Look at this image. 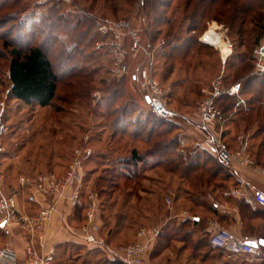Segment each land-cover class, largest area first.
<instances>
[{
	"label": "rangeland",
	"instance_id": "1",
	"mask_svg": "<svg viewBox=\"0 0 264 264\" xmlns=\"http://www.w3.org/2000/svg\"><path fill=\"white\" fill-rule=\"evenodd\" d=\"M53 1L42 4L40 0H9L8 7L0 11V20L11 14L15 15L18 20L9 22L4 30L9 35L0 37V173L3 175L2 185L6 181L5 184L12 187L16 182L15 179H20L25 171H28L30 178L43 174L64 176L74 164L78 151L84 153L87 150H96L84 160V167L88 159L93 160L87 168L89 175L87 179L85 178V192L92 190L99 194L101 205L99 234L108 244L118 247L135 243L139 240L138 235L141 229L158 228L170 216L172 220L167 225L171 226L168 230L166 229L167 233H173L172 228L175 229V233L196 232L192 223L197 217L206 218L203 219L197 233H210L213 222L220 223L218 220H208L213 219L209 214L210 210L221 211L213 205V201L222 204L224 210L229 212L237 206L233 204L232 198L223 196L224 191L234 185V180L225 181L223 174L213 180L206 176L204 177L205 182L197 181L198 183L193 188L183 182L180 175L169 173L164 168H154L153 164L158 158L146 159L144 166L141 165L137 169V174H139L137 177L134 174H127V176L124 168H114L115 161L119 158L125 160L135 149L145 153L152 144L133 142L130 138L121 139L119 137L116 141L113 140V134L109 128L110 121L104 118V108L101 105L98 107V104H103L107 90L113 82L128 77L126 95L124 99H121L122 103L131 102V99L136 100L141 105L134 118L140 117L144 119L143 121L150 117L153 119L149 107L143 104V94L139 91V82L134 80V76L140 67L148 65L150 55L155 54L156 79L163 88L167 89L169 104L179 112L178 119L181 120L178 121L179 128L166 136L165 140L169 141L176 136L187 137L190 141L181 148L191 152L193 144L203 139L197 123L200 106L212 96L216 95L217 104L220 98L228 96L234 98L236 104L226 115L227 122L222 130L224 138L236 146L238 137L248 134L252 135V138L254 136L250 140V149L254 151V149L262 148V162H264V89L262 88L263 94L259 95V100L252 104L249 101L254 95L253 93L249 95V91L245 90V83L249 77L264 76V36L259 43L255 44L260 33V29L256 28L255 20H258L259 16L256 15L258 17L255 16L253 21L251 15L244 25L232 28L231 20L227 16L222 18L214 12L211 16L203 18L205 5L201 10L202 14L196 15L194 6L187 9L186 0H163L169 4L160 8L167 19V24L150 27V22H153L156 16L154 12L150 14V10L143 9V0H129L128 4L123 3V0H111L108 4H105L104 0H56L61 1L62 5H58L60 12L65 18H70L67 15L72 16L71 20H75V17L79 15L75 12L79 10L76 8L77 4L103 17L99 22L104 19L130 20L139 30L142 44L147 52L132 53L127 42L128 54L125 64L129 67L128 73L118 75L114 71L116 67L108 50L104 46H99L101 43H107L109 37L101 36L103 40L85 47L82 57L75 62L79 63L78 70L85 71L82 77L70 80L61 78L57 99L52 106L46 108L36 105L25 106L10 95L11 57L10 50L3 47V41L13 39L16 32L12 34L8 29L16 23L15 27L20 30L18 23L25 18L30 21L29 23L35 21L34 23L38 24L39 16L49 11L54 5ZM230 7L232 6L221 8L230 11ZM32 12L38 13V21L31 18ZM194 20L201 23L197 30L190 31L189 28ZM214 25L217 26L216 31L223 35L226 44L217 37L219 40L217 45H220L224 51H227V48L231 49V51L228 50L229 55L226 60L221 49L202 42L203 36ZM28 29L29 27H26L25 30ZM62 38L66 41L63 34ZM190 39L191 43L182 47L184 42ZM49 43L51 42L49 41L43 47L49 54L55 71L63 76L66 69L58 64L56 57L60 44L52 46L54 50L51 52ZM168 43H178L182 47L174 52L170 60L162 57L171 47ZM238 55L246 58L245 64L250 66L251 70L246 66L245 69H239L240 66L234 67L237 61L235 58ZM168 69L172 72L169 73ZM166 73L167 78L163 79ZM87 75H91V78ZM255 87L258 88L253 84V88ZM256 96L258 98L257 94ZM223 103L226 102L221 101V105ZM118 106L121 105L116 107ZM249 108L252 111H248ZM134 129V126L130 128V134ZM161 129L164 128L159 130ZM107 151H109L107 160L99 158ZM197 152L198 155L202 154L200 150ZM58 163L66 167L64 170L68 168L64 174L56 172L55 168ZM209 165L214 166V162ZM131 173H134L133 169ZM174 175L176 178L173 177ZM225 185L228 187L224 190L218 188ZM2 193L5 196L10 194L5 193V190H2ZM169 197L172 200L170 204L167 201ZM185 214H187L189 224L181 227L182 219L186 217ZM82 222L81 220L80 225ZM119 228H124L120 229L121 233L117 231ZM254 232L260 236L263 235L264 222H256ZM0 237L1 249L5 247V238L2 235ZM83 243L86 247L79 246L75 254H70V257L82 254L86 262L108 264L103 249H93V247L91 249L84 241ZM204 244H206L205 241Z\"/></svg>",
	"mask_w": 264,
	"mask_h": 264
},
{
	"label": "trees",
	"instance_id": "2",
	"mask_svg": "<svg viewBox=\"0 0 264 264\" xmlns=\"http://www.w3.org/2000/svg\"><path fill=\"white\" fill-rule=\"evenodd\" d=\"M8 1L9 0H0V11L5 10L8 7ZM109 1L111 0H104L105 4L110 3ZM128 1L129 0H123V3L125 2L128 4ZM186 1L187 9L194 6L196 15L202 14L201 10L205 5L206 8L202 16L203 18L208 17V15L211 16L214 12L218 13V16L222 18L227 16V18L231 20L230 24L232 28L241 27L242 24L244 25L251 15L252 20L254 21V17L258 15L259 17L256 16L258 17V20H255V25L256 28L260 29V33L255 40V44L259 43V40L264 36V0ZM53 4L54 5L50 7L47 13H42V15L39 16L40 19H38V13L32 12L30 14L31 18L33 17L35 20H39H37L39 22L38 24L34 23L35 21L33 23H29L30 21L26 18L18 23L20 30H17L15 27L17 26L16 23L13 24V26L8 30L12 32V34L13 32H16V35L10 41H3V47L10 50L11 57L9 73V79L11 81L10 95L13 99L25 106L36 105L40 108L52 106L54 101L57 99L61 78H63V80H70L73 78L76 79L82 77L85 73V71L82 72L81 70H78L77 66L79 63H75L82 57V53L85 50L84 48L93 43L97 44L99 41H102L103 39L100 38L101 36L105 38L99 32V21L103 17L101 18V16L94 14L91 10L89 11V9L83 7L81 4L79 5L75 3V5L77 4L76 8L79 9L75 10V12L79 15L75 17L76 21L71 20L70 18L72 16L67 15L70 18H65L63 13L60 12L58 5H62L61 1L54 0ZM168 5V2L163 0H143V9L150 10V14L154 12L156 16L153 22H150V27H154L155 25L157 26L158 24H167V19L165 18L164 13L160 11V8ZM228 6H232L230 7V11L221 8H227ZM15 19L16 16L11 14L5 19L0 20V37L9 35V33L4 32V30L9 22L18 21ZM70 22L72 24H70ZM200 23V21L194 20L193 25L189 28V30H197ZM26 27H29V29L25 30ZM62 34L64 35L66 41L62 38ZM38 40L40 42H38ZM49 41L51 42L49 43L51 44L50 50L57 44H60V50L56 57L58 64L66 69V71L63 72V76H60L55 71L54 64L49 57V54L43 47L46 43L48 44ZM190 43L191 39L186 40L182 47L188 46ZM170 44L171 43H168V46H170ZM174 44H171L169 51L163 54V58L166 57L170 60L173 57L174 52L182 48L178 43ZM53 50L54 49H52L51 52ZM235 59L237 61L234 67L240 66L239 69H245L246 66L249 70H251V67L245 64V57L238 55ZM168 72L171 73L172 71L168 69ZM87 77L91 78V75H87ZM163 77V79H165V77L167 78V73ZM127 79L126 77H123L122 79L113 82L107 90V96L103 99V104H98V107L101 105L102 108H104V118L110 121L109 128L112 131V137L124 136L130 138L131 140L139 141L145 144H152V146L145 153H141L140 150L135 149L131 152L130 157L125 160L119 158L117 160L119 162L115 161L116 166L114 168L122 167L126 170V175L134 174L137 177V175H139L137 174V169L141 165L144 166L146 159L158 158V160L153 164V167L164 168L169 173L180 175L182 181L186 182L193 188H195L196 183H198L197 181H204V177L208 176L213 180L220 174L225 176V181L227 179L232 181L234 180V185L236 184V180L232 172L207 152L202 151V154L200 155H198L197 152L194 156L185 157L178 154V149L182 147L181 137H172L169 141L168 139H164L174 130L179 128L178 121H181L180 119L167 120L157 116L150 109V115L153 116V119L151 117L145 121H143L144 119H141L140 117L135 119L134 115L139 110L141 103L139 105L136 100L132 99L131 102L126 101V103H122L121 101V99H124L126 95ZM253 84H255L258 88H253ZM262 88L264 89V76H255L253 78L249 77L246 80L245 90L249 91V95L251 93L254 95L251 101H249L250 104L259 100V95L263 94ZM247 93L248 92H246V94ZM256 94L258 95V98ZM142 101L144 104L145 100L143 97ZM221 101L226 103L221 105ZM235 101L236 100H234V98H230L228 96L222 97L217 101L218 104H216L222 111L225 118H227L226 115L229 114L230 109L235 106ZM117 105L121 106L116 107ZM248 111H252V109L249 108ZM132 126H134L135 129L130 134L129 130ZM149 126H151V128ZM160 128L164 129L159 130ZM250 150L253 157L256 159L257 164L264 166V162H262V148L259 150L254 149V151L252 149ZM102 156H99V158L101 157L105 160L108 159L106 154ZM211 162H214V166L210 167L209 164ZM132 169L134 173H131ZM227 187L228 186L225 185L219 186L218 188L224 190ZM212 209L214 210L215 208ZM240 210L242 217L247 221L258 217L264 218V209L254 210L247 201H242L240 203ZM82 211H84V207H82ZM217 211V209L214 210V212L218 213ZM82 221H84V216H82ZM188 224L189 221H184L182 222L181 227H185ZM170 226V224L167 226V230ZM171 231L175 233L174 228H172ZM261 236L264 237V234ZM119 264L121 263L119 262Z\"/></svg>",
	"mask_w": 264,
	"mask_h": 264
},
{
	"label": "built area",
	"instance_id": "3",
	"mask_svg": "<svg viewBox=\"0 0 264 264\" xmlns=\"http://www.w3.org/2000/svg\"><path fill=\"white\" fill-rule=\"evenodd\" d=\"M48 1L51 0H40L42 4ZM99 32L103 36L109 37L107 43L98 45L104 46L108 50L116 67L114 71L118 75L128 73L129 67L125 64L128 54L127 42L132 53L147 52L142 44L139 30L133 26L130 20L110 21L104 19L100 22ZM202 42L217 48L204 39ZM228 49L231 51L230 48ZM154 55H150L146 67L138 69L134 80L139 82V91L143 94L142 97L146 105L153 113L167 120L178 119L180 114L170 106L167 89L163 88L156 79ZM228 55V52L224 53L225 60ZM215 96L206 100L200 106L197 114V123L203 134V139L193 144L194 147L191 152L185 148H180L178 152L185 157L194 156L197 150L207 152L228 168L236 180V184L226 189L223 196L243 199L246 194H250L253 207L264 209V189L253 186L251 179L252 176H258L264 180V166L257 164L250 150L252 135L238 137L237 145L234 147L226 141L222 130L227 118L216 106ZM92 152V150H87L84 153L78 151L74 164L64 176L60 177L55 174H43L32 178L22 176L20 178L21 188L13 189L9 196L2 193L3 175L0 173V223L27 226L31 233L33 235L36 233L41 240L45 227L50 223L54 212L57 210V202L61 199H68L72 207H84V221L77 229V233L87 245L103 249L121 264H150L146 256L159 236L160 229L156 227L143 228L139 232L138 241L118 247L108 244L100 236L99 211L101 205L99 194L95 191H88L84 199L82 195L84 160L90 157ZM22 193L25 194L27 203L38 207L36 215L27 216L20 211L18 201ZM167 201L169 204L172 203L170 197ZM213 205L217 208H224L222 204L216 201H213ZM209 243L213 249L231 255H247L251 262H264V237H256L250 240L238 239L219 222H213ZM25 257V264H53L55 259L54 250L43 254L36 249L32 241L25 248ZM0 264H19L18 252L11 247L1 248Z\"/></svg>",
	"mask_w": 264,
	"mask_h": 264
},
{
	"label": "crops",
	"instance_id": "4",
	"mask_svg": "<svg viewBox=\"0 0 264 264\" xmlns=\"http://www.w3.org/2000/svg\"><path fill=\"white\" fill-rule=\"evenodd\" d=\"M119 137L121 139H127V137L124 136H113L112 139L116 141ZM132 141L137 143L139 142L135 140ZM188 141H190V139L187 137L181 138L182 147H185L184 144H186V142L188 143ZM227 142L234 147L232 142L228 140ZM93 151L96 152V150ZM108 153L109 151L106 152V156ZM87 161L88 163L86 164V167H84L83 171V199L87 193L85 192V178L89 175L87 168H89V165H91L93 160L88 159ZM65 168L66 167L58 163L56 164L55 170H57L56 172L59 171L61 174H64L68 169L64 170ZM124 171L126 172V170ZM25 174L29 176L28 171H25V173L21 175L26 176ZM173 177L176 178L175 175ZM251 179L253 186L259 189H264V180L258 176H252ZM15 180L16 182L12 187L7 186L5 181L2 185V188L4 187L2 190H5V193H10L13 189L21 188L20 179L18 178ZM67 195L69 196V193ZM232 200H234L233 204L237 205L232 208V211L229 212L225 211V208H220L221 211H217L218 213H216L210 210L209 214L213 219L208 220L220 221L221 225L230 230L238 239L250 240L256 237H262L258 235V233L254 232V226L256 222H264V218L258 217L247 221L241 214L240 203L242 201H247L254 210H259L253 207L250 194H246L243 199L232 198ZM228 203H226V205H228ZM18 206L20 211L27 216H34L37 212V206L27 203L24 193H22L18 201ZM82 207L83 206L76 208L72 207L68 199L59 200L57 202V210L54 212L50 223L45 227L41 240L38 238L36 233L33 235L27 226H2L1 223L0 235L5 238V247H11L18 252L19 264H25V248L31 241L34 243L36 249L43 254H47L54 250L55 259L53 264H94L91 261H84L81 256L82 254L70 257V254H75V251L79 249V246L86 247L82 239L79 237V233H77L78 225L80 226L82 216H84ZM185 216L186 217L182 219V222L189 221L187 214H185ZM171 217L172 216L165 219L166 222L162 226H158L160 234L154 241L153 246L147 255V260L150 264H264L262 261L251 262L249 260V256L247 255H231L224 251L215 250L210 247V233H197L203 219H206L204 217H197L194 219L195 221L192 223V227L197 230L194 233H167V223L172 220ZM214 217H218V219H214ZM120 229L123 230L124 228L117 229V231L119 230L118 233L122 232ZM204 241L206 244H204ZM92 247L93 246H90L91 249ZM93 249L97 248L93 247ZM106 258L108 260V264H119L117 259L107 253Z\"/></svg>",
	"mask_w": 264,
	"mask_h": 264
},
{
	"label": "bare ground",
	"instance_id": "5",
	"mask_svg": "<svg viewBox=\"0 0 264 264\" xmlns=\"http://www.w3.org/2000/svg\"><path fill=\"white\" fill-rule=\"evenodd\" d=\"M216 25H214L212 28H210V30L204 35V37H203V39L205 40V41H207L209 44H212V45H214V46H217V48L219 49H221L224 53H227L228 52V48H227V46H226V48H227V51H224L223 49H222V47L220 46V45H217L218 44V39H217V37H219V39L220 40H222L223 42H224V44H225V41H224V39H223V35L222 34H220V33H218L217 31H216ZM226 45V44H225Z\"/></svg>",
	"mask_w": 264,
	"mask_h": 264
},
{
	"label": "water",
	"instance_id": "6",
	"mask_svg": "<svg viewBox=\"0 0 264 264\" xmlns=\"http://www.w3.org/2000/svg\"><path fill=\"white\" fill-rule=\"evenodd\" d=\"M5 225V223H2V226H4Z\"/></svg>",
	"mask_w": 264,
	"mask_h": 264
}]
</instances>
